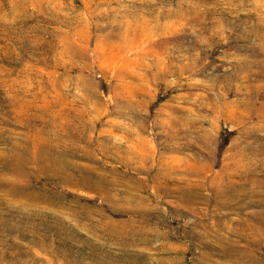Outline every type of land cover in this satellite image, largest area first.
Here are the masks:
<instances>
[{
	"label": "rangeland",
	"instance_id": "rangeland-1",
	"mask_svg": "<svg viewBox=\"0 0 264 264\" xmlns=\"http://www.w3.org/2000/svg\"><path fill=\"white\" fill-rule=\"evenodd\" d=\"M0 264H264V0H0Z\"/></svg>",
	"mask_w": 264,
	"mask_h": 264
}]
</instances>
